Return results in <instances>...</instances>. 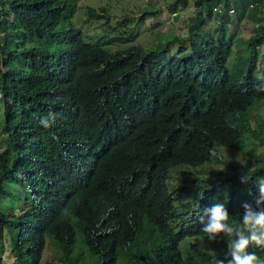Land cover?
<instances>
[{"label": "trees", "instance_id": "1", "mask_svg": "<svg viewBox=\"0 0 264 264\" xmlns=\"http://www.w3.org/2000/svg\"><path fill=\"white\" fill-rule=\"evenodd\" d=\"M78 1L0 0L8 41L0 45V184L10 180L24 194L19 214L0 213L12 263L41 264L50 244L63 264H85L70 253L76 231L97 264H195L181 256L186 238L201 240L187 247L193 257L218 256L226 244H208L201 215L220 202L229 222H238L244 204L257 208L264 178V125L256 119L253 129L249 115L264 102L255 90L264 82V0H191L188 50L171 56L163 44L111 52L85 41L69 25ZM177 1L185 7L189 0ZM248 14L252 34L229 70L235 36L228 26ZM212 19L215 36L205 29ZM49 112L56 122L45 128L40 118ZM244 136L261 147L258 168L237 167L246 183L236 173L168 187L176 165L230 166L214 148H236ZM184 190L192 198L182 212L175 201ZM46 236L58 246L46 245ZM250 250L264 259V248Z\"/></svg>", "mask_w": 264, "mask_h": 264}, {"label": "rangeland", "instance_id": "2", "mask_svg": "<svg viewBox=\"0 0 264 264\" xmlns=\"http://www.w3.org/2000/svg\"><path fill=\"white\" fill-rule=\"evenodd\" d=\"M188 6L182 8L177 0H80L77 3L76 10L72 17L69 19L70 28L75 33H80L82 38L87 42L97 43L103 49L108 51H115L124 49L130 45H139L144 49H152L158 44H163L167 56L179 53V48L187 51L188 44L185 41L189 37L187 34V25L192 22L195 15L192 1L189 0ZM175 10V16H171L170 10ZM147 12L151 14H147ZM171 16V17H170ZM1 19V18H0ZM176 24V26H175ZM253 21L250 18H245L242 22L236 23V26L230 25L229 31L235 36L234 43H232V51L226 62L229 70L233 67L230 63H237L238 56L243 52L244 42L252 34L251 27ZM217 26L215 21H208L206 31L215 36ZM2 24H0V32ZM214 32V33H213ZM7 42L0 38V45ZM2 58V57H1ZM263 60L260 59V63ZM3 71H9L2 68ZM251 116L250 125L256 129V119H262L264 125V102L258 103L249 112ZM1 121V120H0ZM4 139L2 132V125L0 122V146ZM224 161H228L231 165L216 164L205 162L195 167L186 168L184 165H176L169 170L168 187L172 190L179 189L184 184H193V180L197 177H209L217 179L224 175L232 176L236 173L243 175L237 167H242L245 170L256 169L259 167V160L257 155L261 151L260 145L248 136H244V140L236 147L216 146L214 152ZM223 173H218L220 171ZM216 172V173H215ZM224 179V177H223ZM228 178L226 183L221 187V193L227 197L231 188ZM239 185V183L237 184ZM236 186V185H235ZM234 186V187H235ZM2 191H0V213L10 214L18 213V205L24 199V194L20 188L10 180H3L0 184ZM192 198V193L189 190H184L176 198L175 206L183 212L181 208L183 203ZM181 218L182 216L179 215ZM180 219L171 222V225L178 227ZM225 244L227 239L218 238ZM54 241L51 237H45V243ZM193 243L195 247L201 246L199 239H183L179 242L178 247L183 258L191 257L195 264H218L220 260L226 258V249H221V253L211 259L195 258V254L187 252L189 244ZM210 246L215 242H209ZM57 245V244H56ZM58 246V245H57ZM190 248V247H189ZM70 253L80 263L97 264L98 259L91 256L84 245L82 238L78 231L74 236V243ZM56 250L50 244L45 247L42 254L41 264H63L56 259ZM0 256L5 264H13L9 252L8 241L5 235L0 239ZM84 258V260H82Z\"/></svg>", "mask_w": 264, "mask_h": 264}, {"label": "clouds", "instance_id": "3", "mask_svg": "<svg viewBox=\"0 0 264 264\" xmlns=\"http://www.w3.org/2000/svg\"><path fill=\"white\" fill-rule=\"evenodd\" d=\"M2 7L5 10L6 4L2 3ZM176 14L178 13L175 10L171 12V16ZM5 18L6 16L4 15V18L1 19ZM3 33L4 28L2 26L0 32V38L2 39ZM6 42L8 43L7 40ZM7 43L4 45H7ZM255 90L264 92V82L257 85ZM0 99H3L2 93H0ZM55 122L56 117L52 112L40 118V124L45 128L52 127ZM247 180L248 176L241 177L242 183H246ZM257 185L260 193V197L257 200V208L244 204V212L238 222H229L230 215L226 205L220 202L207 208L200 217L201 231L207 235L209 241L215 242L218 238H227L226 259L220 260L218 264H264V259L257 255L255 251L250 250L252 248H264V178H260L257 181ZM205 217L207 218L205 219Z\"/></svg>", "mask_w": 264, "mask_h": 264}, {"label": "built area", "instance_id": "4", "mask_svg": "<svg viewBox=\"0 0 264 264\" xmlns=\"http://www.w3.org/2000/svg\"><path fill=\"white\" fill-rule=\"evenodd\" d=\"M229 1H235V0H229ZM251 6H252V4L248 3V7H251ZM217 7H218L219 9H218ZM1 8H2V2H0V11H2ZM216 11H217V12H219V11L222 12V11H223V10H221L219 4L216 6ZM227 12H228V14H233V9H229ZM0 18H4V15L1 14V13H0Z\"/></svg>", "mask_w": 264, "mask_h": 264}, {"label": "crops", "instance_id": "5", "mask_svg": "<svg viewBox=\"0 0 264 264\" xmlns=\"http://www.w3.org/2000/svg\"><path fill=\"white\" fill-rule=\"evenodd\" d=\"M186 6H188V3L186 4ZM186 6H185V7H186ZM182 8H184V7H182ZM243 17H244V19H245V18L248 19V18H251L252 16H251L250 14H248L247 16H244V15H243ZM231 22L233 23L234 21L232 20ZM241 22H242V21H241ZM175 26H176V24H175ZM186 30H187V29H186ZM228 30H229V26H228ZM229 33H230V31H229ZM230 34H231V33H230ZM185 41L187 42V38L185 39ZM179 49H181V48H179ZM260 70H262V71L264 70V61L262 62V65H261Z\"/></svg>", "mask_w": 264, "mask_h": 264}]
</instances>
